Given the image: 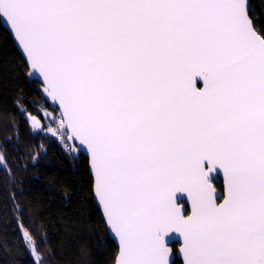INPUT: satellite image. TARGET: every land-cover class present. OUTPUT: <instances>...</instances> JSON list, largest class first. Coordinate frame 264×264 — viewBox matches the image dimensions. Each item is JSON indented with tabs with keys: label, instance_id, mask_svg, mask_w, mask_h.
<instances>
[{
	"label": "snow or ice",
	"instance_id": "6c2138e0",
	"mask_svg": "<svg viewBox=\"0 0 264 264\" xmlns=\"http://www.w3.org/2000/svg\"><path fill=\"white\" fill-rule=\"evenodd\" d=\"M0 23L57 106L32 130L90 154L113 264H170L174 233L183 264H264V20L249 0H0ZM18 226L48 264L46 238Z\"/></svg>",
	"mask_w": 264,
	"mask_h": 264
},
{
	"label": "trees",
	"instance_id": "16d2710c",
	"mask_svg": "<svg viewBox=\"0 0 264 264\" xmlns=\"http://www.w3.org/2000/svg\"><path fill=\"white\" fill-rule=\"evenodd\" d=\"M249 4L264 20V0ZM28 72L0 23V150L8 165L0 168V264H34L18 221L46 238L42 247L53 253L48 264H113L118 247L95 200L88 159L73 156L58 136L31 128L29 117L37 112V118L45 109L58 113Z\"/></svg>",
	"mask_w": 264,
	"mask_h": 264
},
{
	"label": "water",
	"instance_id": "95a60500",
	"mask_svg": "<svg viewBox=\"0 0 264 264\" xmlns=\"http://www.w3.org/2000/svg\"><path fill=\"white\" fill-rule=\"evenodd\" d=\"M2 24V26H3V28L10 34V36H11V38H12V40H13V42H14V44H15V47H16V49L18 50V52L20 53V55L22 56V58H23V60H24V62H25V64H26V66H27V69H28V78H29V80H31V81H36L38 84H39V89L41 90V92H42V77H39V75L38 74H36V75H30L29 73L31 72V69H30V67L27 65V62H26V56H25V54L23 53V50H22V48L19 46V44H18V41L14 38V33L11 31V28H10V25H8V24H6V23H1ZM42 95L44 96V98H45V100L50 104V105H52V106H54V107H57L56 105H54L52 102H51V100H50V98H46V94H44L43 92H42ZM76 143H78V142H76ZM68 144H69V146H70V148H71V153H72V155L73 156H75V155H78V154H82V155H84L87 159H88V162H89V172H90V175L92 176V178H93V181H94V172L91 170V168H90V154L86 151V149L85 148H83V147H81L80 149H79V151H73V148H72V143L71 142H68ZM219 180L221 181V186H222V183H223V181H222V175H221V177L219 178ZM94 193V192H93ZM94 197H95V200H96V202H97V204H98V206H99V208H100V211L102 212V206L98 203V198L95 196V194H94ZM178 203L180 204V206L181 207H186L188 210H189V213H190V201H187V197H186V195H185V200L184 201H178ZM109 231V230H108ZM109 234H110V237H111V239L114 241V243L117 245V247H118V240L114 237V233H111L110 231H109ZM170 235H174L175 237L173 238V240H171V241H169V240H167V238H166V243L168 244V247L172 250V255L170 256V264H173L174 263V261L176 260V259H178V260H180L181 261V263L183 264V254L179 251V249L183 246V238L182 237H179V234L178 233H174V234H170ZM174 245H177V249H176V251H174V249H173V246Z\"/></svg>",
	"mask_w": 264,
	"mask_h": 264
},
{
	"label": "rangeland",
	"instance_id": "374dc122",
	"mask_svg": "<svg viewBox=\"0 0 264 264\" xmlns=\"http://www.w3.org/2000/svg\"><path fill=\"white\" fill-rule=\"evenodd\" d=\"M41 114H42V117L45 119V122L42 121V123H49V126H51V127H55V125H54V124H51V122H50V121H51V116L53 115L52 112H50L49 110L45 109V110H42V111H41ZM38 119H40V118H38ZM29 120H30V123H31V116L29 117ZM35 131H37V130H35ZM48 135H50V134H48ZM215 183H216L218 186L221 184V182H220L219 179H217V180L215 181Z\"/></svg>",
	"mask_w": 264,
	"mask_h": 264
}]
</instances>
